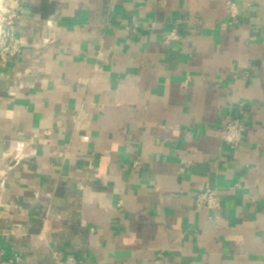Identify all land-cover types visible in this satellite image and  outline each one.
<instances>
[{
  "label": "crops",
  "instance_id": "obj_1",
  "mask_svg": "<svg viewBox=\"0 0 264 264\" xmlns=\"http://www.w3.org/2000/svg\"><path fill=\"white\" fill-rule=\"evenodd\" d=\"M18 34L0 70L6 258L264 264V0H27ZM228 117L247 126L236 150ZM206 190L220 209H195Z\"/></svg>",
  "mask_w": 264,
  "mask_h": 264
},
{
  "label": "built area",
  "instance_id": "obj_2",
  "mask_svg": "<svg viewBox=\"0 0 264 264\" xmlns=\"http://www.w3.org/2000/svg\"><path fill=\"white\" fill-rule=\"evenodd\" d=\"M27 0H19V7L16 11V19L9 29V35L5 38L4 47L8 49L7 52H3V55L7 58L6 60H0V70L8 68L13 62H15L23 53V43L18 34V26L22 19L24 5ZM227 16L231 19H235L238 16V7L235 3L228 1L226 2ZM179 39V34L176 30H172L165 36L164 44L169 45ZM2 51V49H0ZM247 126L241 117H228L223 132L222 139L231 150L238 149L244 141ZM48 134V133H47ZM196 210H218L221 207V200L217 193L213 191H202L195 196L194 203ZM11 218L13 214L11 211H5ZM15 225L14 228H18ZM22 257L20 255H14L13 257L6 258L3 250H0V264H21ZM51 264H84V262L75 256H66L61 258L59 253L53 254V260Z\"/></svg>",
  "mask_w": 264,
  "mask_h": 264
},
{
  "label": "clouds",
  "instance_id": "obj_3",
  "mask_svg": "<svg viewBox=\"0 0 264 264\" xmlns=\"http://www.w3.org/2000/svg\"><path fill=\"white\" fill-rule=\"evenodd\" d=\"M19 7V0H0V60H6L3 52L8 49L4 47L5 38L9 35V29L12 28L16 19V9Z\"/></svg>",
  "mask_w": 264,
  "mask_h": 264
},
{
  "label": "water",
  "instance_id": "obj_4",
  "mask_svg": "<svg viewBox=\"0 0 264 264\" xmlns=\"http://www.w3.org/2000/svg\"><path fill=\"white\" fill-rule=\"evenodd\" d=\"M0 159H1V157H0Z\"/></svg>",
  "mask_w": 264,
  "mask_h": 264
}]
</instances>
